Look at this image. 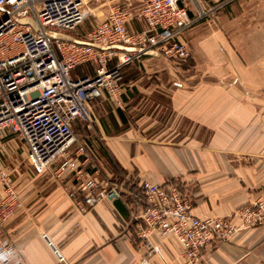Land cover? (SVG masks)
Listing matches in <instances>:
<instances>
[{
	"label": "crops",
	"instance_id": "0c3cea01",
	"mask_svg": "<svg viewBox=\"0 0 264 264\" xmlns=\"http://www.w3.org/2000/svg\"><path fill=\"white\" fill-rule=\"evenodd\" d=\"M198 1L206 9L220 0ZM121 2L130 5V26L143 28L144 0ZM221 10L179 35L190 54L180 69L162 56L126 65L122 106H110L103 92L91 100L95 138L87 143L95 153L91 160L109 174L113 164L135 181L179 182L195 215L224 217L238 227L204 254L202 264H264V220L244 226L233 215L264 202V49L245 56L228 33L237 12ZM58 164L15 175L23 208L5 229L20 264H182L175 239L153 234L145 245L126 195L78 211L64 188L68 177L57 176Z\"/></svg>",
	"mask_w": 264,
	"mask_h": 264
},
{
	"label": "built area",
	"instance_id": "2783aa9c",
	"mask_svg": "<svg viewBox=\"0 0 264 264\" xmlns=\"http://www.w3.org/2000/svg\"><path fill=\"white\" fill-rule=\"evenodd\" d=\"M186 1L144 0L141 29L130 26L129 4L112 3L101 21L65 40L50 31L71 33L89 14L88 7L100 0H0V264L22 262L5 227L23 208L15 175L25 161L41 174L59 160L57 176L68 177L63 182L66 194L80 212L126 195L131 222L145 245H151L153 234L175 239L182 248V264H202L214 244L237 231L227 218L195 215L179 182L124 176L112 181L108 172L99 177L92 146L82 142L72 147L75 122L92 127L90 102L95 96L103 92L110 106H122L126 65L144 56H162L180 69L190 54L179 35L228 0L201 7L194 16ZM22 18L32 19L35 27L20 22ZM13 139L20 144L16 155L10 149ZM233 215L244 226L260 224L264 202L249 203Z\"/></svg>",
	"mask_w": 264,
	"mask_h": 264
},
{
	"label": "rangeland",
	"instance_id": "374dc122",
	"mask_svg": "<svg viewBox=\"0 0 264 264\" xmlns=\"http://www.w3.org/2000/svg\"><path fill=\"white\" fill-rule=\"evenodd\" d=\"M119 1L122 0H109L107 3H105L106 0H100L99 5L91 4L88 7L90 11L89 14L85 16L84 20L74 31L69 33V35L72 37H77L85 33L93 24H95L97 21H101L105 17L106 9L110 4ZM140 2L142 3V0H138V3ZM185 5L188 11L189 9H191L190 11L193 15L196 14L197 10H200L201 7H203L198 0H187ZM230 7L234 8V10L237 12V16H235V18L233 19L234 24L231 31H229V24L227 23V21L225 22L227 23L226 28L229 31L228 33L230 34L231 38L234 39V42L238 46V49L242 51L245 56L255 57L259 55L260 52H262L264 49V0H228L221 7L213 10L210 15L207 16V18L209 20L212 18H216V15L221 9V11L223 12L225 10H228ZM76 71L78 73V70ZM92 110L93 113H95V109L92 108ZM99 110L103 109H96V112H99ZM92 127L94 128V122L92 123ZM92 127L87 128L85 125L77 123L74 127V134L76 139L72 147L82 142H92L93 144L95 134ZM11 144L13 147L10 149H12L13 153H15V155L20 153L21 150L18 148V146L20 145L19 142L13 139L11 140ZM97 152H99V150H97ZM97 167L99 168V177L107 175L108 171L106 169L101 168L98 165ZM28 168L30 167L25 161V164L19 170L21 172L25 171Z\"/></svg>",
	"mask_w": 264,
	"mask_h": 264
},
{
	"label": "water",
	"instance_id": "95a60500",
	"mask_svg": "<svg viewBox=\"0 0 264 264\" xmlns=\"http://www.w3.org/2000/svg\"><path fill=\"white\" fill-rule=\"evenodd\" d=\"M19 21L20 22H30L35 27L34 21L32 19L22 18ZM50 35L54 38H61V39H65V40H71L73 38L72 36H70L67 33H61V32H57V31H50ZM53 249L55 250V253L57 254V256H60V254L58 253V251L54 247H53Z\"/></svg>",
	"mask_w": 264,
	"mask_h": 264
},
{
	"label": "trees",
	"instance_id": "16d2710c",
	"mask_svg": "<svg viewBox=\"0 0 264 264\" xmlns=\"http://www.w3.org/2000/svg\"><path fill=\"white\" fill-rule=\"evenodd\" d=\"M112 171V175H111V180L112 181H116L119 180L122 177V171L120 170L119 167L115 166V165H111V167H109Z\"/></svg>",
	"mask_w": 264,
	"mask_h": 264
}]
</instances>
